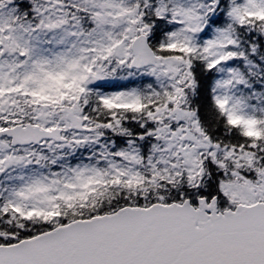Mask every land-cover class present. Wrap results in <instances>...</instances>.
Here are the masks:
<instances>
[{
  "label": "snow or ice",
  "instance_id": "1",
  "mask_svg": "<svg viewBox=\"0 0 264 264\" xmlns=\"http://www.w3.org/2000/svg\"><path fill=\"white\" fill-rule=\"evenodd\" d=\"M0 264H264V0H0Z\"/></svg>",
  "mask_w": 264,
  "mask_h": 264
}]
</instances>
